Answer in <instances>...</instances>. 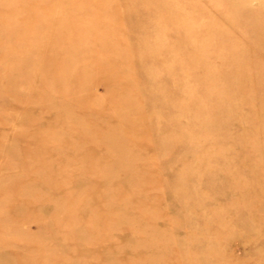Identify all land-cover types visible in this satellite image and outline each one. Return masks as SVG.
Returning a JSON list of instances; mask_svg holds the SVG:
<instances>
[{
  "label": "rangeland",
  "instance_id": "1",
  "mask_svg": "<svg viewBox=\"0 0 264 264\" xmlns=\"http://www.w3.org/2000/svg\"><path fill=\"white\" fill-rule=\"evenodd\" d=\"M7 2L28 9L30 17L26 20L21 17L4 20L7 23L0 28V38H5L11 29L30 37L44 32L49 22L56 21L45 13L52 6L63 5V0ZM130 2L124 4L113 0H97L93 4V12L98 18L110 7L128 5L138 10L144 4L146 8L141 16H134L130 21L135 30L141 27L148 30L135 37L136 47L133 48L135 63L139 64L138 75L147 81L140 85L142 90L135 92L142 97L143 127L139 121L131 123L137 138H140L136 146L139 154L126 155L127 166L123 168L125 175L131 177L139 175L134 170L139 163L142 171L145 170L139 184L142 198L140 208L137 207L131 215L135 218L141 213V216L149 215L152 220L156 217L157 224H151L152 220L146 223L142 216L133 225L144 222V228L149 229L155 240L170 246L166 252L168 264H264V132L259 136L257 130L242 128L245 120L253 121L251 110L260 111L264 105V34H255V28L264 23L261 0ZM66 5L72 8L79 4L68 2ZM5 8L0 5V14ZM60 21L66 28L65 44L62 47L54 44L51 48L54 54H47L46 58L54 68L72 73L75 70L66 63L74 59L71 56L73 40L69 33L80 30L78 37L81 38L96 34L99 22L84 21L81 12L75 13L73 18ZM117 28L113 43L101 45V37L97 35L99 39H95L87 50L92 56L101 52L104 57L97 69L92 68L83 75L87 83H72V87L74 85L81 93L76 102L78 108L83 107L88 99H99L110 94L114 100L124 102V107H128L137 97L135 94L129 95L122 87L111 91L120 82L103 75L114 70L119 77L131 68L128 60L114 57L113 53L127 43L128 37L138 32H133L124 23ZM17 48V43L11 47ZM62 49L69 56L67 60L59 61L57 52ZM6 51V46L0 45V58ZM9 71L14 74L17 72L16 67ZM33 71L32 66L27 74ZM243 72L248 75H243ZM252 74L259 83L246 88V82L251 81L249 76ZM51 75L35 81L34 87L21 95L20 101L13 99L12 92H0V120L9 116L11 120L23 117L26 137L24 140L18 139L19 143L13 145L14 141L10 142L9 139L19 135L18 128L9 124L0 129V178L14 174L16 161L23 163L22 157L12 160V155L16 147L26 144L29 135L39 138L49 129L54 136L71 143L73 141L68 131L69 128H78V125L69 122L66 125L69 128L62 132L57 128L63 120L62 111L55 101L59 100L61 91L68 88L67 81L65 78L59 80L55 74ZM25 76L23 73L17 78L13 89L23 85ZM45 85L48 86L47 97L53 101L51 107L55 104L58 108L46 113L42 108L25 107L24 102L28 103L35 91H43ZM120 130L116 124L112 127V134ZM149 134L157 137L155 143L147 141ZM36 142L38 145L43 144L42 139ZM57 145L62 148L63 144L59 142ZM113 145L108 142L105 149L109 150ZM73 146L85 148L79 154L78 162L59 159V165L53 170L50 160H47L36 170L24 166L22 175L34 180L33 185L27 187L30 192L35 186L41 188L44 195L51 192L50 186H40L36 180L49 178L53 174L58 176L60 184L65 187L66 202L78 204L79 211L88 219L112 207L107 192L111 182L80 168V164L84 166L90 160V155L95 154L96 148L92 144H87L81 136ZM53 149L50 150L51 154ZM103 166L109 167L110 164L103 161ZM129 194V191H125L123 199L134 201L135 198L131 199ZM89 199H95L97 204L85 206ZM34 200V197L28 196V202ZM25 209L19 210L15 216L18 240L21 241L42 234L45 227L54 222V204L51 200L39 214H29L30 210ZM64 213L62 222L68 224L70 213L67 210ZM41 217H45V220ZM104 217L98 220L102 221ZM5 223L4 216L0 214V239L5 235L1 231ZM120 229L123 231L118 237L121 238L120 242L107 241L101 248L103 251L113 255L116 249L130 240L127 230L124 227ZM70 235L77 238V254L65 263L100 264L96 260L84 261L86 255L95 248L84 246L80 240V230H65L58 234L60 237ZM35 247L30 243L28 248H20V255L33 253ZM143 252L146 253L145 250ZM160 252L152 254L153 264H165ZM3 262L10 264L7 260Z\"/></svg>",
  "mask_w": 264,
  "mask_h": 264
},
{
  "label": "bare ground",
  "instance_id": "2",
  "mask_svg": "<svg viewBox=\"0 0 264 264\" xmlns=\"http://www.w3.org/2000/svg\"><path fill=\"white\" fill-rule=\"evenodd\" d=\"M7 1L9 0H0V5L6 6L5 10L0 14V28L7 23L4 20H11L16 17H21L22 20H26L30 17L28 9L21 8L13 3L8 4ZM96 1L63 0V5L52 6L45 13L51 20L56 19V21L49 22L44 32H39L34 37H30L25 36L21 31L17 32L11 29L5 38H0V45H4L7 48V51L0 58V92H12L13 99L20 101L21 95L25 90H31L40 79L52 76L51 74H55L57 77H53L59 80H64L65 78L68 88L62 90V95L58 97L59 100L55 101V104H58L59 108L55 107V104L54 107H51L53 101L47 97L48 86L46 85L43 91H35L31 100L28 103L24 102V105L25 107L33 106L42 108L46 113H51L53 109L58 108L62 111L63 120V123L61 122L57 126L60 132L69 128L66 126L69 122H74L79 126L78 128H69L70 131L68 132L73 136L72 143L68 140L61 139V137L54 136V134L49 132V129H46L39 138L37 135H29L28 137L30 139L26 144L22 147H16L13 152L12 160L22 157L24 161L23 163H18V161L14 163L17 168L10 177L0 178V214L4 216L6 221L4 227L1 229V231L5 232V235L0 239V264H4V260L9 261L10 264H68L65 262H69L77 254L75 249V241L77 238L71 235L68 237L58 236V234H61L65 230L72 232L80 230L82 233L80 240L84 243V246L87 248H95L86 255L84 258L85 262L96 260L100 264H153L152 254L161 251L160 253L163 254L162 258L164 263H169V257L166 252L170 246L166 243L158 242L157 239L155 240L154 236L149 232V229L144 228V222L137 226L133 225L134 221L140 220L143 216L140 213L136 216L137 218H134L131 212L136 211L135 209L141 203L142 198L139 194V184L143 180L142 172L145 170L142 171L140 163L134 167V170L141 176H126L124 170L125 166H127L125 156L128 154H139L136 146L140 138H137L131 123L136 120L141 122L143 127L142 120L144 119L141 114L142 97L135 94V92L138 89L142 90V86L140 85H143L142 83L147 81L146 78L144 80L138 75L139 64L135 63V49L133 50V48L136 47L135 37L145 34L148 30L145 29L146 27L136 28L135 30L130 21L134 16H141L144 13L143 10L146 8L144 4L138 10L128 7V5L120 8L110 7L106 9L103 16L97 18L93 12V4ZM68 2H77L79 5L68 8V5H66ZM113 2L131 3L130 0H113ZM138 4L140 5L141 3ZM261 5L264 10V0H261ZM79 12L83 15L84 21L95 22L96 20L99 22V25L96 34H90L86 37H78L80 30L69 33L73 40V52L71 56L74 57V61L70 60L73 63L67 60L69 56L67 51L62 49L61 52L60 50L57 52L59 61L67 60L66 63L75 70L72 73H65L61 69L54 68L46 57L47 54H54V51L51 49L54 44L60 45L61 47L65 44L64 34L66 28L62 26L60 20L65 21L73 18L75 13ZM122 23L128 24L133 32L137 31L138 33L137 35L134 34V36L128 37L127 43L121 49H116L113 54L114 57L128 60L131 68L119 77L115 74L114 70L102 74L114 82L121 83L113 86L111 91L117 87H122L129 95L135 94L137 97L130 102L128 107H124V102L114 100L112 94H110L99 99H88L83 107L78 108L76 102L81 93L74 85L72 87V83L78 82L81 84L86 82L83 75L92 68L97 69L100 60L104 57L101 52L96 56L88 54L87 50L89 46L95 42V39H99L97 35L101 37V45L113 43L114 39H116L117 27ZM255 34L257 36L264 34V23L255 28ZM14 43L19 45V49H11ZM45 54V59H43V55ZM32 66L34 71L31 74H27V70L32 68ZM14 67L17 70L15 74L9 71L10 68L12 70ZM23 73L26 74L22 79L23 85L13 89L17 78L22 76ZM102 74L100 75L102 76ZM242 74L248 75L245 72ZM249 78L251 81L246 82V88L251 87L254 83H259V80L253 74ZM251 114L253 121L245 120L242 128L246 130H257L259 136H261L264 132V126L262 124L264 123V105L260 111L251 110ZM9 124H14V128H18L19 130L18 136L9 139L10 142L14 141L12 142L13 145H16L18 139L24 140L26 138L23 130L24 118L18 117L11 120L9 116L1 119L0 129H4ZM116 124L120 126L121 130L117 134H112V127ZM59 135L62 134L59 133ZM81 136L85 138L87 144H92L96 148V152L90 155V160L84 166L80 164V168L82 170L83 168L87 171L89 170L90 173L97 174L98 176L101 175L102 178L108 179L111 182L107 192L112 207L104 212L105 214L98 212L88 219L79 211L80 206L78 204L74 201L66 202L64 198L66 195L65 187L60 184L58 176L53 174L49 178H39L36 180L40 186H50L51 192L48 195H44L41 188H35V186H33L34 188L30 192L27 187L29 185L32 186L34 180L22 175L24 166L28 165L30 169L36 170L45 164L47 160H50L49 162L53 170L59 165V159L78 162L79 154L85 148H74L73 143L81 138ZM16 138L17 141L15 140ZM156 138V136L149 134L147 141L153 144ZM39 139H42V145L37 144L36 141ZM59 142L63 144L61 145L62 148L56 147ZM108 142H112L114 145L109 150H106L105 145ZM52 148H54V152L52 151L51 154L50 150ZM54 157H58V159L56 160ZM103 161L109 163L110 166H103ZM125 191H129L131 199L135 198V200H124L122 195ZM28 196L34 197L35 200L28 202ZM49 200L54 204V214L52 217L54 222L50 226L45 227L42 234L22 241L18 240L19 234L15 226V216L19 210L26 207V209L30 210L29 214H39L46 209ZM17 204L21 206L19 207ZM96 204L97 201L95 199H89L85 202V206L87 207H93ZM147 209H150V207L147 206ZM66 210L70 213V223L68 224L62 222ZM101 216L105 217L102 221H99L98 218ZM41 218L45 220V217ZM155 218L152 220L149 215L143 216L146 223L152 220L150 222L151 224L156 223L155 221L157 220ZM121 227L127 230L130 240L122 247L116 249L113 255L111 252L103 251L101 248L107 241L113 240L116 243L120 242L121 238L118 237L123 233L120 229ZM30 243L36 246L35 251L29 255H20V248H28ZM144 250L146 253L143 252Z\"/></svg>",
  "mask_w": 264,
  "mask_h": 264
}]
</instances>
